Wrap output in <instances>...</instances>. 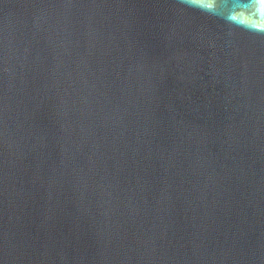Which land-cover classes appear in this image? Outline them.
Listing matches in <instances>:
<instances>
[{
  "label": "water",
  "instance_id": "1",
  "mask_svg": "<svg viewBox=\"0 0 264 264\" xmlns=\"http://www.w3.org/2000/svg\"><path fill=\"white\" fill-rule=\"evenodd\" d=\"M0 264H264V0H0Z\"/></svg>",
  "mask_w": 264,
  "mask_h": 264
}]
</instances>
